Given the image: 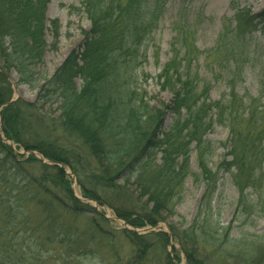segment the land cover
I'll use <instances>...</instances> for the list:
<instances>
[{
    "label": "trees",
    "instance_id": "16d2710c",
    "mask_svg": "<svg viewBox=\"0 0 264 264\" xmlns=\"http://www.w3.org/2000/svg\"><path fill=\"white\" fill-rule=\"evenodd\" d=\"M48 1L0 0L1 131L6 140L25 150H35L53 162L42 164L41 171L34 174L22 162H16L11 147L0 139V264H17L19 252L32 246L13 241L18 224L24 226V234L35 236V244L65 246L68 258L93 252L87 249L93 235L87 230L79 231L74 223L62 218L63 211L78 214L84 207L72 192L65 166L76 175L82 196L98 202L95 192H104L111 199L118 197L120 186L116 181L133 177L149 208L139 206L116 212L132 226H153L162 220L163 212L173 211L178 189L191 174L192 151L196 152L199 169L192 175L203 182L204 191L193 222L186 230L174 231L175 238L186 254V264H208L215 255L226 256L228 242L238 240L229 235L232 224L249 215L256 205L259 210L258 200L264 193V108L259 98H245L233 86L250 63L248 49L246 59L242 54L244 48H249L247 36L256 28L255 20L264 24V10L259 14L238 10L239 31L221 35L212 52V65L224 70L222 65L231 63L228 72L225 70L232 83L226 94L211 100L210 82L193 71L186 55L175 54L156 74L158 84L172 93V99L169 104L150 106L132 86L133 63L157 28L163 0H84L82 6L90 27L82 44L72 49L42 82L37 94V100L55 97L59 101L57 127L78 146L69 149L63 145L40 147L23 139L27 124L24 114L32 111L36 102L16 100L5 105L11 99V70L19 82L37 87L35 68L42 63L46 48ZM58 27V20H52L55 39ZM233 39L239 42L235 47ZM260 73L264 78V64ZM76 78L81 80L80 88L75 85ZM166 111L177 118L167 131H162ZM214 124L229 132V159L220 161L219 167L229 175L238 193L234 215L225 226L214 219V195L220 176L219 170L210 166L215 147L206 138ZM31 159L35 158L27 160ZM29 204L39 206L44 216L35 226L27 227ZM122 232L137 250L145 253L143 244L147 242L130 230ZM153 234L167 240L164 232ZM219 235L222 238L218 239ZM242 243L236 264H264V239H245Z\"/></svg>",
    "mask_w": 264,
    "mask_h": 264
},
{
    "label": "rangeland",
    "instance_id": "374dc122",
    "mask_svg": "<svg viewBox=\"0 0 264 264\" xmlns=\"http://www.w3.org/2000/svg\"><path fill=\"white\" fill-rule=\"evenodd\" d=\"M83 1H48L45 12L47 29L44 32L46 48L42 63L35 68L37 87L19 82L18 75L13 70L8 75L12 100L36 102L33 110L24 114L27 124L23 139L31 145L38 144L40 147H42L41 144L48 147L63 145L69 149H78L76 142L66 137L57 127L59 101L55 97L37 100V94L42 82L53 74L72 49H77L82 44L85 32L90 27V20L82 6ZM163 3V12L158 20L157 28L151 33L150 41L144 43L139 49L137 59L133 63L132 86L138 92V96H141L150 106L169 104L172 93L162 89L157 82L156 74L175 54L180 57L186 55L187 61H191L193 71H197L199 77L210 82L212 86L209 93L210 99L218 100L229 91V86L232 85L225 73V70L228 72V66H231V63H224L222 65L226 67L224 70L219 69L215 64L212 65L214 60L212 52L221 35L230 36L239 31L236 29L239 22L237 11L247 10L250 14H259L264 10V0H163ZM54 19L58 20L59 26L56 39L51 32V21ZM255 22L256 28L247 36L249 48H244V54H242L246 59L245 55L249 51L250 63H247L242 75L234 80L233 86L235 91L245 98H259L264 108V78L260 73L261 65L264 64V24H257V20ZM233 41V47H235L236 42L237 44L239 42L235 39ZM229 48L234 50L230 45ZM187 52H190L188 56ZM238 52L241 51L237 50ZM208 54L210 57H207ZM75 85L80 88L79 78L75 79ZM176 118L173 112L166 111L162 118V131H167ZM0 133L3 137L1 123ZM229 137L228 130L217 124H214L206 135L207 140L215 147L210 166L214 170H219L220 179L214 195L216 200L214 219L222 226L227 225L232 219L238 196L229 175L219 167L220 161L229 159L227 155ZM1 141L11 147L16 162H22L34 174L41 171L42 164H53L35 150H25L11 140L2 139ZM159 156L158 154L157 160ZM1 157L3 154L0 152ZM30 157L35 159L27 160ZM189 167L191 174L185 178L178 189L179 196L174 198L176 204L173 211L163 212L162 220L156 225L132 226L118 216L116 209H131L139 206L149 208L146 205V198L141 195V188L134 182L133 177L116 181L120 186L118 197L111 199L104 192H95L100 200L98 202L83 198L76 175L68 166H65L64 171L68 174L72 192L84 207L78 214L63 211L62 218L74 223L79 231L87 230L93 235V241L87 248L93 252L90 251V255L87 256L73 255L68 258L65 254L67 249L65 246L57 243L45 246L35 244V236H29V233L24 234V226L18 224L14 228L13 241L17 245L31 243L32 246H26L27 249L23 253L19 252L21 255L16 257L17 264H186V254L177 242L174 231L180 232L189 228L204 191L203 182L192 175L199 172L195 151L191 153ZM54 192L63 196L61 191ZM252 198L255 199L254 196ZM258 203L260 205L258 212L256 205L249 215H244L232 224L229 235L232 239L238 240L228 242L230 245L226 247L229 253L223 257L215 255L216 258L208 261V264H236L240 256L239 248L245 239L256 238L260 241L264 239V193ZM27 212L30 214V224L27 227L35 226L44 216L42 209L35 204H29ZM90 218H94V222ZM1 228L0 218V230ZM123 229L134 232L143 239V242H147L143 244L146 248L144 254L130 242L122 232ZM157 232L166 233L167 240L153 234ZM217 238L222 237L219 235ZM1 242L0 235V248Z\"/></svg>",
    "mask_w": 264,
    "mask_h": 264
},
{
    "label": "water",
    "instance_id": "95a60500",
    "mask_svg": "<svg viewBox=\"0 0 264 264\" xmlns=\"http://www.w3.org/2000/svg\"><path fill=\"white\" fill-rule=\"evenodd\" d=\"M11 102H13V100L8 101V102L6 103V105L9 104V103H11ZM0 137H1V139H4V138L1 136V133H0Z\"/></svg>",
    "mask_w": 264,
    "mask_h": 264
}]
</instances>
